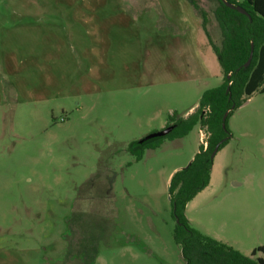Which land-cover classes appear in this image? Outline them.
Returning <instances> with one entry per match:
<instances>
[{
    "label": "rangeland",
    "instance_id": "374dc122",
    "mask_svg": "<svg viewBox=\"0 0 264 264\" xmlns=\"http://www.w3.org/2000/svg\"><path fill=\"white\" fill-rule=\"evenodd\" d=\"M196 1L219 46L216 4ZM221 81L187 0H0V264H184L169 181L208 135L139 161L126 148ZM227 126L185 217L249 256L264 246V94Z\"/></svg>",
    "mask_w": 264,
    "mask_h": 264
},
{
    "label": "trees",
    "instance_id": "16d2710c",
    "mask_svg": "<svg viewBox=\"0 0 264 264\" xmlns=\"http://www.w3.org/2000/svg\"><path fill=\"white\" fill-rule=\"evenodd\" d=\"M187 1L201 19L202 29L222 72L221 84L203 92L191 114L168 115L165 128L172 127V130L166 136L143 143L131 142L126 151L139 161L145 150L158 148L163 140H180L196 126L205 130L208 135L206 148L200 145L192 161L173 173L169 181L168 199L175 221L173 241L180 248L184 264H264V246L245 256L193 229L185 217L187 204L209 185L215 157L211 154L215 146L222 141L219 152L232 137L228 118L254 94H264V0H206L216 4L213 18L220 31L219 46L209 36L206 13L196 0ZM225 3L242 8L247 15ZM251 51L250 63L244 67ZM226 112L223 130L222 117Z\"/></svg>",
    "mask_w": 264,
    "mask_h": 264
},
{
    "label": "water",
    "instance_id": "95a60500",
    "mask_svg": "<svg viewBox=\"0 0 264 264\" xmlns=\"http://www.w3.org/2000/svg\"><path fill=\"white\" fill-rule=\"evenodd\" d=\"M225 5H226L227 7H229V8H232V9L238 11L239 13H241V14H243V15H247V13H246L242 8H240V7L233 6V5L229 4V3H225ZM251 58H252V51H251V53H250V56H249L248 61H247V62L245 63V65H244V67H247V66L249 65ZM243 105H244V104H243ZM227 115H228V112H226V113L223 115V117H222V125H221V127H222L223 130H225V121H226ZM171 130H172V127L164 128L163 130H161V131H159V132H155V133H152V134H149V135L143 137L142 139L138 140V142H139V143H143V142H145V141H148V140H151V139H154V138L164 137V136H166ZM221 144H222V141L219 142V143L215 146V148H214V150H213V152H212V154H211V157H212V158L217 154L218 149H219V146H220Z\"/></svg>",
    "mask_w": 264,
    "mask_h": 264
},
{
    "label": "crops",
    "instance_id": "0c3cea01",
    "mask_svg": "<svg viewBox=\"0 0 264 264\" xmlns=\"http://www.w3.org/2000/svg\"><path fill=\"white\" fill-rule=\"evenodd\" d=\"M206 38H207V37H206ZM207 41H208V40H207ZM208 44H209V43H208ZM214 55H215V54H214ZM215 57H216V56H215ZM196 106H197V105H196ZM196 106H195V107H196ZM193 108H194V107H192L191 109H189V111H188L184 116L191 114L192 111L194 110ZM197 152H198V151H197ZM197 152H196V153H197ZM196 153H195V154H196ZM191 161H192V160H191Z\"/></svg>",
    "mask_w": 264,
    "mask_h": 264
},
{
    "label": "built area",
    "instance_id": "2783aa9c",
    "mask_svg": "<svg viewBox=\"0 0 264 264\" xmlns=\"http://www.w3.org/2000/svg\"><path fill=\"white\" fill-rule=\"evenodd\" d=\"M202 143V142H201ZM206 145H207V143H203L202 144V146L204 147V148H206Z\"/></svg>",
    "mask_w": 264,
    "mask_h": 264
}]
</instances>
